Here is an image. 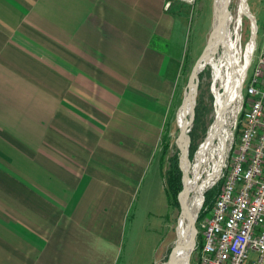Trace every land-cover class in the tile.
Segmentation results:
<instances>
[{"label": "crops", "instance_id": "obj_1", "mask_svg": "<svg viewBox=\"0 0 264 264\" xmlns=\"http://www.w3.org/2000/svg\"><path fill=\"white\" fill-rule=\"evenodd\" d=\"M167 1L0 0V264L117 263L190 18Z\"/></svg>", "mask_w": 264, "mask_h": 264}, {"label": "rangeland", "instance_id": "obj_2", "mask_svg": "<svg viewBox=\"0 0 264 264\" xmlns=\"http://www.w3.org/2000/svg\"><path fill=\"white\" fill-rule=\"evenodd\" d=\"M237 1L238 0H230L229 9L232 12ZM246 3L251 7V0H246ZM188 7V10H190V18L183 39V51L179 69L172 84L171 94L166 102L164 121L161 127L159 126L157 129L151 155L146 163L141 168H138V174L133 176V181L131 183V185H133V197L121 228L116 264H164V262L167 261L168 253L171 250L174 241L177 239L176 223L180 214V206L176 197L177 190L174 192L175 199H167L164 189V173L169 166L170 159H176L177 167L181 172L180 148H178L179 128L176 115L194 63L197 57L204 51L210 38L213 23V0H193L188 4ZM254 16L257 27L255 40L257 45H259L264 41V6L263 9H261V12ZM241 21V48L244 51V42L247 41L249 37L248 16L243 15ZM231 26H233V22L231 23ZM243 57L244 56H242V59ZM254 64L255 59H253L247 70V80L245 85L248 83L253 73ZM206 66L208 67V72L206 71ZM206 66L197 76V90L195 87V104L193 105V116L190 121L188 135L194 125V107L198 103V100H201L198 109L200 120L194 131L196 138L193 142L194 152L191 159L189 157L191 144L189 136V163H192L195 158L196 150L198 149L199 144L204 140L208 127L214 118L215 99L212 88L216 87L219 90L223 89L221 81L217 80L214 83L212 68L209 65ZM212 83H214V85ZM243 92L245 93V87L243 88ZM235 107L236 102L228 112V123L230 120V113ZM217 155V150H215L212 157L207 159L209 165H206L207 167L200 170V181L207 178V174L210 172V165L218 160ZM180 187L181 184L179 185V190ZM218 187L220 188V186ZM213 188L217 187L213 185L207 186V183L205 184L202 204L204 203L205 198L204 192L210 189L212 190ZM202 204L196 218V229L198 231L202 230V224L208 218L212 207V205L207 206L205 209ZM202 212L203 215L201 216ZM200 238L201 237L197 232L194 239L195 243L193 250L189 255L188 264H199L201 249Z\"/></svg>", "mask_w": 264, "mask_h": 264}, {"label": "built area", "instance_id": "obj_3", "mask_svg": "<svg viewBox=\"0 0 264 264\" xmlns=\"http://www.w3.org/2000/svg\"><path fill=\"white\" fill-rule=\"evenodd\" d=\"M171 1L176 0L166 5ZM248 18V38L253 34L254 44L227 123L222 158L210 167L207 186L219 183L220 188L202 230H197L199 264H264V41L257 45V27ZM241 31L242 21L238 28L242 50ZM253 59V73L245 85Z\"/></svg>", "mask_w": 264, "mask_h": 264}, {"label": "bare ground", "instance_id": "obj_4", "mask_svg": "<svg viewBox=\"0 0 264 264\" xmlns=\"http://www.w3.org/2000/svg\"><path fill=\"white\" fill-rule=\"evenodd\" d=\"M223 2L224 0H213L212 30L213 28L215 29L216 23L222 17ZM243 15L250 17L246 7V0H238L233 12L231 10L229 12L224 25L222 40L216 41L215 37L211 35V31L207 45L201 53L203 58L202 64L192 70L182 101L178 107L176 119L179 128L178 144L182 173V194L179 202L183 206L180 208V214L176 223L177 239L174 242H176V246L178 247L173 255L172 264H188L190 252L194 247V231L188 226L187 222L190 216L197 215L200 210L205 184L210 179L209 174H207V178L200 181V169L206 158L212 157L215 150H217L218 162H220L226 140L229 136L227 131L228 112L237 101L242 77L246 72L251 49L254 44V35L251 34L250 38H248L249 41L245 44V51L239 49L238 28ZM232 22L233 26H231ZM242 56H244L243 59ZM206 65L212 68L214 83L217 80L221 81L223 89L212 88L215 99L214 118L208 127L204 140L196 150L195 158L192 163H189V144L186 135L189 131L195 101V79ZM214 83L212 84L214 85ZM183 237L186 238L185 245L181 246ZM164 264H168V262L165 261Z\"/></svg>", "mask_w": 264, "mask_h": 264}, {"label": "trees", "instance_id": "obj_5", "mask_svg": "<svg viewBox=\"0 0 264 264\" xmlns=\"http://www.w3.org/2000/svg\"><path fill=\"white\" fill-rule=\"evenodd\" d=\"M206 71L208 72V67L206 66ZM201 101V100H200ZM200 101L198 100V103L195 105V112H194V125L192 127V130L189 132V136H190V139H191V144H190V149H189V157L190 159L192 158V155H193V152H194V141H195V129L197 127V124H198V121L200 120L199 119V116H198V109H199V103ZM176 158V156H175ZM164 176H165V193L167 195V199L168 198H172V199H175V195H174V192L179 189V185L181 184V187H180V190H179V199L181 197V194H182V176H181V172L179 170V168L177 167V161L176 159H170V162H169V166L168 168L165 170V173H164ZM180 176H181V183H180ZM213 186H216L217 188H213L212 190H207L205 192V198H204V203H203V208L206 209L207 206H211L213 205V202H214V199H215V196L217 195L218 193V190H219V187L220 184L219 183H216L214 184ZM202 208V209H203ZM203 215V212L201 214V216Z\"/></svg>", "mask_w": 264, "mask_h": 264}, {"label": "water", "instance_id": "obj_6", "mask_svg": "<svg viewBox=\"0 0 264 264\" xmlns=\"http://www.w3.org/2000/svg\"><path fill=\"white\" fill-rule=\"evenodd\" d=\"M229 3H230V0H224V2H223V13H222V17L216 23L215 29L213 28L212 33H211V35H213L215 37V40L218 41V42L222 40V33L224 31V25H225V22H226V20L228 18L229 12H230V10H229ZM202 60H203L202 54H200L197 57V59H196V61L194 63V66H193L192 70L194 68H198V66L200 64H202V62H201ZM195 83H196V90H197L198 77L196 78V82ZM187 85H188V81L186 83V86ZM195 97H196V95H195ZM192 116H193V113L191 115V118H192ZM190 121H191V119H190ZM186 136H187V141H189V135L187 134ZM178 148H179V146H178ZM207 159L208 158H206V160H205L204 164L202 165L201 169L203 167H206V165L208 163V160ZM180 168H181V166H180ZM176 197H177L178 202H179V189H177V191H176ZM179 206H180V208H182L183 205L181 204V202H179ZM196 218H197V215L190 216V218L188 219V222H187L188 223V226L194 231V235H193L194 236V239H195V236H196V233H197V229H196ZM185 239L186 238L183 237V241L181 242V246H184L185 245ZM194 243H195V241H193V245H194ZM177 247L178 246H176V244L174 242V244L171 247V250L169 251L168 256H167V262H168V264H172L173 255L176 252Z\"/></svg>", "mask_w": 264, "mask_h": 264}]
</instances>
